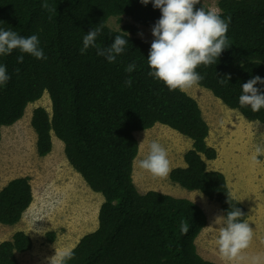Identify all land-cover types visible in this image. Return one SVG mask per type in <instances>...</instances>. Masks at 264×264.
Here are the masks:
<instances>
[{
  "label": "trees",
  "instance_id": "16d2710c",
  "mask_svg": "<svg viewBox=\"0 0 264 264\" xmlns=\"http://www.w3.org/2000/svg\"><path fill=\"white\" fill-rule=\"evenodd\" d=\"M0 0V29L21 36L36 34L46 59L13 50L0 55L11 79L0 85L1 128L20 119L26 106L44 92L50 99V113L42 106L31 110L35 151L40 157L52 149V134L61 140L68 164L90 190L100 193L97 226L84 233L70 248L72 259L65 264H218L203 258L195 239L207 223L196 202L158 191L139 192L133 183L132 166L138 152L133 132L155 123L165 124L190 139L183 153V166L171 168L169 180L187 190H197L217 202L224 219L228 211H247L230 192L224 174L208 169L207 160L216 149L207 143L209 127L198 102L185 91H170L148 75L150 44L137 36L136 24L152 32L161 16L152 0ZM221 17L230 18L227 37L231 45L217 62L200 65L204 76L199 86L211 91L222 103L236 109L245 119L264 124V108L253 112L239 105L242 84L259 75L264 78V0H218ZM210 10L203 2L195 6ZM129 17L134 24L119 29L108 26L110 17ZM101 28L96 43L108 47L115 35L128 44L114 63L89 47L80 53L88 31ZM126 32L128 36L126 37ZM23 56L18 63L17 57ZM135 62L132 73L125 67ZM17 69L19 71H17ZM131 76L132 86L124 81ZM227 77H230L229 81ZM224 79L226 83L219 81ZM261 91L264 85L257 84ZM33 200L30 177L18 176L0 188V223L14 225ZM189 230L182 234L181 222ZM53 240L54 231L45 233ZM32 247L31 237L15 230L0 241V264H19L17 254Z\"/></svg>",
  "mask_w": 264,
  "mask_h": 264
},
{
  "label": "rangeland",
  "instance_id": "374dc122",
  "mask_svg": "<svg viewBox=\"0 0 264 264\" xmlns=\"http://www.w3.org/2000/svg\"><path fill=\"white\" fill-rule=\"evenodd\" d=\"M202 2L209 9L219 10L218 0ZM107 24L119 29L134 22L129 17L120 16L110 17ZM135 25L137 36L151 45L154 37L149 28ZM184 91L198 102L209 127L207 143L216 149V157L206 161L208 169L224 174L231 194L246 208L245 222L253 229L249 246L234 258L223 256L216 243L225 221L218 203L208 200L197 190H187L171 182L168 175L154 176L139 167L153 141L166 149L170 169L184 165L183 153L190 147V139L171 127L157 122L150 128L133 132L138 142L132 166L133 183L139 192L158 190L190 199L202 207L208 224L196 241V250L203 258L207 256L216 263L222 262L218 264H253V258L259 257L260 264H264V124L245 119L236 109L229 108L210 90L198 84ZM36 106H42L50 113V99L46 92L26 106L20 119L1 128L0 188L11 178L27 175L33 192L30 206L16 224L0 223V241L9 239L15 230H23L32 239V247L17 254L19 264H52L56 252L72 248L84 233L96 228L102 201L101 194L90 190L68 164L63 144L56 136L52 134V149L47 155L40 157L36 154V136L30 125L31 110ZM258 147L261 154H257ZM49 230L55 233L50 241L45 237Z\"/></svg>",
  "mask_w": 264,
  "mask_h": 264
},
{
  "label": "clouds",
  "instance_id": "9594fccd",
  "mask_svg": "<svg viewBox=\"0 0 264 264\" xmlns=\"http://www.w3.org/2000/svg\"><path fill=\"white\" fill-rule=\"evenodd\" d=\"M140 2L147 5L149 0ZM152 3L154 8L160 9L161 16L152 27L154 39L147 57L151 69L148 75L162 81L170 91H184L204 79L196 71L198 66L215 64L223 50L231 45L227 37L230 18L227 21L223 19L218 9L206 11L203 7L196 8L200 0H152ZM42 7L50 12L56 11L47 0ZM100 32L101 28L97 27L86 33L80 53L83 55L92 47L96 49L98 56H104L109 63H114L116 57L124 52L128 40L124 35H115L110 46L102 47L96 43ZM39 45L40 40L36 34L25 37L12 30L0 29V55H9L13 50L19 49L21 53L30 54L37 59H46ZM23 59L22 55L18 56L17 62L22 63ZM136 67V63L131 62L125 67V71L132 73ZM10 79L6 65L0 64V85H6ZM229 79L227 77L228 81ZM132 82L131 76L124 81L127 87H131ZM219 82L226 83L224 79ZM257 84L264 85V78L256 75L242 84V94L239 96V105L242 108L250 106L253 112L264 108V91ZM261 152L258 147L257 154ZM139 167L154 176L166 177L171 171L166 149L156 141L151 142L150 151L139 162ZM242 216L239 208L228 211L224 226L220 228L216 243L225 257H236L242 249L249 246L253 238V229L249 223L240 220ZM180 230L182 234H187V222H181ZM73 256L72 249L56 252L54 257L57 259L54 260L53 257L52 264H65ZM253 264H260V258H253Z\"/></svg>",
  "mask_w": 264,
  "mask_h": 264
},
{
  "label": "crops",
  "instance_id": "0c3cea01",
  "mask_svg": "<svg viewBox=\"0 0 264 264\" xmlns=\"http://www.w3.org/2000/svg\"><path fill=\"white\" fill-rule=\"evenodd\" d=\"M207 224H208V223H206L205 227H203V229L198 233V235H197V237H196V239H195V245H196V241H198V239H199L200 234L202 233V231L206 230ZM196 248H197V247H196ZM204 257H205V259H208V260H210V261H215V260H214L213 258H211V257H207V256H204ZM224 262H225V261H224ZM218 263H222V262L218 261ZM226 263H228V262H226ZM226 263H225V264H226Z\"/></svg>",
  "mask_w": 264,
  "mask_h": 264
},
{
  "label": "bare ground",
  "instance_id": "6f19581e",
  "mask_svg": "<svg viewBox=\"0 0 264 264\" xmlns=\"http://www.w3.org/2000/svg\"><path fill=\"white\" fill-rule=\"evenodd\" d=\"M162 142H163V140H162ZM138 147V146H137Z\"/></svg>",
  "mask_w": 264,
  "mask_h": 264
}]
</instances>
